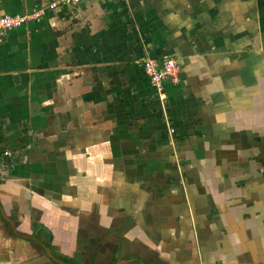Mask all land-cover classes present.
I'll return each mask as SVG.
<instances>
[{"label": "crops", "instance_id": "0c3cea01", "mask_svg": "<svg viewBox=\"0 0 264 264\" xmlns=\"http://www.w3.org/2000/svg\"><path fill=\"white\" fill-rule=\"evenodd\" d=\"M47 2L0 0V15ZM147 57L180 66L162 98ZM90 125L114 140L110 166L84 155ZM263 154L264 0H83L1 38L0 203L26 210L23 236L51 229L62 251L79 242L81 264H264ZM46 199L61 204L47 221L32 208ZM78 200L104 240H76ZM14 239L35 264L68 263Z\"/></svg>", "mask_w": 264, "mask_h": 264}, {"label": "rangeland", "instance_id": "374dc122", "mask_svg": "<svg viewBox=\"0 0 264 264\" xmlns=\"http://www.w3.org/2000/svg\"><path fill=\"white\" fill-rule=\"evenodd\" d=\"M110 125V124H109ZM105 126V124H104ZM92 126L90 125V128H89V135H92V136H89V147L87 148V150H85V154L86 156L90 157V159H95V158H98L100 160V162H102L103 158H106L105 160V164H107V166H110L111 163H109V158H111V154H110V150L108 146H112V142H114V140L111 138H108L109 134L105 135L104 132H103V129H99V133L96 135V131L93 130V128H91ZM104 128V127H103ZM106 130H108L109 132L113 131V128L112 127H105ZM110 129V130H109ZM99 136V137H98ZM99 138V139H98ZM96 139L99 140V143H96ZM101 141L102 142H105L106 143H102L101 147H105L104 149V152H98L99 155L96 156L95 153L97 151H99V145L101 144ZM110 142V145L109 143ZM89 153V155L87 154ZM92 154V155H90ZM5 156H8V158L12 159L13 157L10 155H5ZM76 161L79 162V160L77 158H75ZM92 161V160H91ZM6 162H9L6 161ZM6 165V164H5ZM5 165H2L1 167L5 169ZM8 167V166H7ZM5 170H7L8 172V169L6 168ZM31 171H35V170H31ZM66 172L67 174L69 173H73L72 176H74V179L78 178L79 177V174L73 169L71 170L70 168L66 169ZM106 172V171H105ZM42 173H44L45 175H48V174H51L50 171H43ZM94 173V172H93ZM97 173V172H96ZM59 174V179H61L63 182L64 181V178L66 177L65 174L63 173H58ZM108 174V173H107ZM4 175V176H3ZM10 175V173L8 172L7 174L0 172V178L4 179V178H7L8 176ZM16 176V175H15ZM49 177H47L48 179ZM104 178H107V177H104ZM10 180H12V182H14V184H19L20 182H17L16 180H18V178H15V177H12ZM103 181V180H102ZM61 189H63V187H61ZM15 190V189H14ZM42 191V195L45 196L46 198H48V194H46L45 192H47L48 190H41ZM72 192L75 194H79L80 193V190H78V188H73L72 189ZM13 198H8V200H6L5 202V206L6 208L9 206H18L15 202V200L13 201L12 200ZM46 202H42V203H39V204H35L34 206H32L33 209L37 210L35 211L37 214H39L38 212H42L44 214L45 219L46 221L48 220L47 218L50 217V213L52 214L51 211L53 210H60L58 208L59 205L61 204H57L53 201H50L49 199H46L45 200ZM79 203V200L74 202L73 205H69L68 207L72 210H78L79 211V214H77V218H79V222H82L81 225L79 226L76 225V240L77 239V235L79 232L83 233V234H86L87 233V236L91 238V240H98L100 242V240H104L102 238L103 236V227L102 225L99 226V221H97L98 219H95L96 221H93L91 219H88V214H86V212H88L85 208H82L80 207V203ZM18 204H21L18 203ZM5 206L0 203V208L4 210ZM71 206V207H70ZM82 206H85L84 204H82ZM89 206V204H88ZM57 208V209H56ZM13 209V208H12ZM17 210H13V213H10V215L6 212L5 210V215H7L8 219H10L9 217H13L15 218L14 216H16V214H21L23 215L24 212H21V210H23L22 206H19L17 207ZM8 210V209H7ZM90 210H93L95 213H97V205L96 204H91L90 205ZM23 211H26V210H23ZM28 212V211H27ZM7 213V214H6ZM70 215H73L70 213ZM75 216V215H74ZM0 217H1V214H0ZM96 218V217H95ZM11 220V219H10ZM8 223V222H7ZM9 224V223H8ZM93 224V226H92ZM75 227L73 228V230L75 229ZM39 228V227H38ZM98 228V230L96 231V229ZM37 229V228H36ZM41 230V229H40ZM72 230V231H73ZM78 230V232H77ZM31 234L32 236H34V232H36V230H31ZM98 232V233H97ZM9 233V228L6 224V220H4V222H2L0 220V264H35L36 261H38L36 254L33 253V248L31 247V244H26V243H23L22 241H19L16 239H14V237L10 236ZM44 233V231H41V234ZM1 234H3L4 236H6L8 234V236H10V239L9 241H6L5 242V239L3 237V239L1 238ZM40 239L44 240V238L42 236H38ZM47 238V235L45 236ZM58 238H56L57 240H60L62 242H68V240H65L63 238V236H57ZM87 238V237H86ZM110 238V236L108 237V239ZM93 242V241H92ZM96 243V242H95ZM61 245V244H60ZM72 244L69 245V248H72L71 247ZM26 252V253H25ZM65 252V251H64ZM65 254V253H64ZM23 256L25 257V259L23 258ZM65 258V257H63ZM35 262V263H34Z\"/></svg>", "mask_w": 264, "mask_h": 264}, {"label": "built area", "instance_id": "2783aa9c", "mask_svg": "<svg viewBox=\"0 0 264 264\" xmlns=\"http://www.w3.org/2000/svg\"><path fill=\"white\" fill-rule=\"evenodd\" d=\"M83 0H49L43 7L19 14L0 15V41L5 32L21 27L30 21H38L46 11L53 10L58 6L74 7ZM99 1V0H94ZM143 72L154 89L155 94L162 98L163 91L167 85H175L180 80V66L174 59H163L147 57L142 60ZM4 155H9L5 152Z\"/></svg>", "mask_w": 264, "mask_h": 264}, {"label": "flooded vegetation", "instance_id": "af4514ba", "mask_svg": "<svg viewBox=\"0 0 264 264\" xmlns=\"http://www.w3.org/2000/svg\"><path fill=\"white\" fill-rule=\"evenodd\" d=\"M260 160L259 163H262L264 165V154L259 155ZM18 210V209H17ZM13 213V209L11 206L8 208V214ZM17 215V214H16ZM10 218L13 222V225L7 223L8 228H9V234L12 237L18 238V239H25L27 241H30L35 244L36 247L42 249V252L44 253L45 256L49 259V261L54 262V263H59V261H63V263L67 264H81L82 263V257H83V251L81 249V244L79 242H76L74 244V248L72 250H61L60 246H54L53 241L57 237L51 229H44V228H35L34 231V236L32 235H26L23 236L24 233L20 231V229L17 230V226L20 224L19 219L16 218ZM7 222H10L8 220ZM18 224V225H17ZM41 229V230H40ZM23 231V230H22ZM41 231H44V233L41 234ZM42 236L44 240L40 239L38 236ZM47 235V238L45 237ZM65 251V254L63 253ZM65 257V258H63ZM55 260V261H54ZM61 263V262H60Z\"/></svg>", "mask_w": 264, "mask_h": 264}]
</instances>
